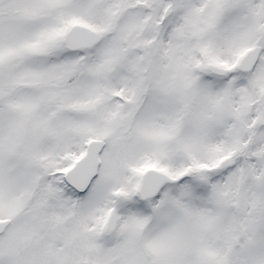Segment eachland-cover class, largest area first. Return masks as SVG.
<instances>
[{
    "label": "snow or ice",
    "instance_id": "snow-or-ice-1",
    "mask_svg": "<svg viewBox=\"0 0 264 264\" xmlns=\"http://www.w3.org/2000/svg\"><path fill=\"white\" fill-rule=\"evenodd\" d=\"M0 264H264V0H0Z\"/></svg>",
    "mask_w": 264,
    "mask_h": 264
}]
</instances>
